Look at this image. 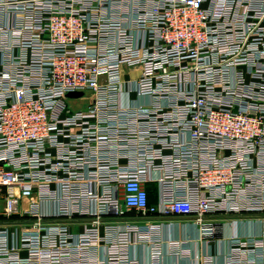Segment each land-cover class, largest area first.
I'll return each instance as SVG.
<instances>
[{"label":"built area","instance_id":"built-area-1","mask_svg":"<svg viewBox=\"0 0 264 264\" xmlns=\"http://www.w3.org/2000/svg\"><path fill=\"white\" fill-rule=\"evenodd\" d=\"M221 214H264V0H0V264H158L142 220Z\"/></svg>","mask_w":264,"mask_h":264},{"label":"crops","instance_id":"crops-1","mask_svg":"<svg viewBox=\"0 0 264 264\" xmlns=\"http://www.w3.org/2000/svg\"><path fill=\"white\" fill-rule=\"evenodd\" d=\"M120 163L124 166L129 165V161L124 159H120ZM156 176H160L158 171L151 173L155 181L147 186L152 206H158L161 199V186ZM243 216L245 217L224 214L215 216L214 219L223 224V232L214 238L216 240L214 243L200 241L199 230L193 219L157 216L146 222L142 220V223L145 225L153 222L161 225L156 232V239L162 244L158 264H206L209 258L214 264H229L228 258L233 242L243 238L252 242L253 245L262 244V248L258 245L254 249L264 256V214H244ZM176 241L182 243L179 250H175L170 245V242ZM131 257L139 264H152L153 254L148 242L143 241L141 246L133 249Z\"/></svg>","mask_w":264,"mask_h":264},{"label":"water","instance_id":"water-1","mask_svg":"<svg viewBox=\"0 0 264 264\" xmlns=\"http://www.w3.org/2000/svg\"><path fill=\"white\" fill-rule=\"evenodd\" d=\"M81 94H71L70 96H80Z\"/></svg>","mask_w":264,"mask_h":264}]
</instances>
